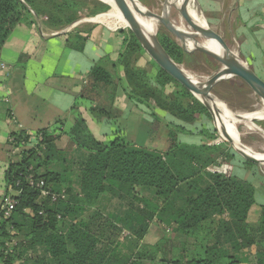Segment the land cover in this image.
Instances as JSON below:
<instances>
[{
	"label": "trees",
	"instance_id": "trees-1",
	"mask_svg": "<svg viewBox=\"0 0 264 264\" xmlns=\"http://www.w3.org/2000/svg\"><path fill=\"white\" fill-rule=\"evenodd\" d=\"M92 8L91 15L97 16L110 6L98 0H0V50L18 26L36 27L40 18L43 27L58 32ZM120 32L123 49L115 65L123 68L128 98L146 109L156 129L166 128L167 150L124 139L100 143L82 117L66 134L75 152L57 149L62 133L39 132L38 146L24 150L6 172L7 189L18 181L21 185L14 189L17 204L11 218L0 215V264H244L239 253L256 243L263 251L250 264H264V206L257 222L248 218L257 204L254 186L208 171L226 155L221 146L206 143L216 138L210 129L200 132L202 144L179 142V134L192 132L186 125L211 117L207 108L154 61L153 75L139 67L146 52L132 32ZM157 35L168 55L193 73L206 64L218 65L206 54L184 51L164 29ZM113 79L96 65L87 85L106 91ZM221 85L214 87L217 96ZM90 111L97 118L109 116L101 108ZM169 116L179 124L167 122ZM23 133L12 137L21 140ZM30 176L65 199L43 197L28 184ZM113 200L118 207L109 212ZM153 224L193 239L194 250H186L185 242L181 250H168L174 237L165 235L156 244H144ZM124 231L130 236L120 243L116 236Z\"/></svg>",
	"mask_w": 264,
	"mask_h": 264
},
{
	"label": "crops",
	"instance_id": "crops-1",
	"mask_svg": "<svg viewBox=\"0 0 264 264\" xmlns=\"http://www.w3.org/2000/svg\"><path fill=\"white\" fill-rule=\"evenodd\" d=\"M198 5L208 25L264 80V0H198ZM94 23L60 32L41 25H21L0 50V208L7 193L6 172L11 162L19 160L12 154L13 134L24 132L35 138L44 129L62 133L57 149L75 152L66 134L82 117L100 143L124 139L140 146L148 137L151 147L147 148L167 150V141L156 133L158 130L165 136L167 130L163 126L156 129L146 109L128 98L123 68L115 65L123 49V30L112 23ZM76 29L84 41L74 38ZM143 62H150L152 72H156L146 53L138 66L147 69ZM96 65L114 76L106 91L87 85ZM92 108H101L109 116L97 118ZM204 141L203 137L201 144Z\"/></svg>",
	"mask_w": 264,
	"mask_h": 264
},
{
	"label": "rangeland",
	"instance_id": "rangeland-1",
	"mask_svg": "<svg viewBox=\"0 0 264 264\" xmlns=\"http://www.w3.org/2000/svg\"><path fill=\"white\" fill-rule=\"evenodd\" d=\"M138 1H140L147 9L157 11L158 13L161 11V6H162L163 0H143V2L141 0H138ZM93 2L95 3L96 0H88V3H93ZM142 9L145 11V9L143 7H142ZM92 10H93V8L82 12L80 14V19L77 22H80L79 23L80 25L95 24L92 20L98 19L99 17H97V16L104 14V13H101L97 16H92L91 15ZM110 10H111V8L105 13H108ZM196 11L198 13L197 15L199 16L198 17L199 21L204 25L206 23L208 24L207 16H206L205 12H203V10L201 9V6L197 5ZM37 21H38V25L42 26L41 19L39 18V19H37ZM98 24H102V23H98ZM104 25H107V24H104ZM36 27H38V26H36ZM69 27H71V25L68 26L67 28H65L64 30L65 31L69 30L70 29ZM160 28H161V30H163L162 27H160ZM209 28L214 33H217L218 35L221 34V33H218L217 31H215L213 29V27L209 26ZM117 29L123 30L126 33L129 31L132 32L128 28L118 27ZM71 30H74V28ZM157 37H158V35H157ZM224 40H225V38H224ZM141 64L145 65L146 62H143ZM145 66L147 67V69L146 68H144V69H146L148 72L150 71L149 72L150 75L155 74V72H152V70H151L152 65H150V62L147 63V65H145ZM153 68H154V63H153ZM221 68H222V66H219V65L212 66V65L206 64V65H203L202 67H200V69H198V71H197L198 73H193L192 71L191 72L199 78L200 82L205 83L206 81H208L209 78H212L213 76H214V78H219L221 76V73H222ZM223 81H222L223 85H221L219 87V89H217V91H219L220 96H217L214 94L215 88L212 89V94L216 98H218V100L220 102L225 103V105L229 108V110L231 112H233L234 114H240V112H241V114H243L242 112H255V111H258L262 108V102L258 99V97L255 94H253V92L249 89V87L243 81H240L237 78H232V79L223 80ZM239 85L243 86V88L239 89ZM174 90H175V88L172 87L169 89V92H174ZM171 121L179 124L178 123L179 121H177L174 118L169 116L167 118V122H171ZM156 125L157 124L155 122V128H156ZM252 125L264 134V119L261 121H253ZM153 127L154 126H152V129H153ZM161 127L162 126H160L159 129ZM216 128H217V124H215V119L213 116H211L210 118L207 117V118L201 119V120L199 119L194 124H190V128L188 127V130L192 131L191 133L179 134L178 139H179V142L184 143V144L199 145L201 143V139L203 138V137H201V134H200L202 129H210L212 132L215 133L214 136L216 138L214 140H209L206 142L209 144H212V145L221 146L222 149L225 150L226 155H223V157L219 159V161L216 165L209 167L208 171L211 173H217L220 175H225L227 177H235L236 176V177H238V179H240L242 181L245 180L254 186V188L256 189V194H257V196H256L257 197V204L253 207V209H254L253 213L248 218H249V221H251V222H257L259 220L258 217H260L262 212H263V206H264V165H257L256 163L248 160L245 156L240 155L238 153V149H236L224 137L220 136V133L217 131ZM218 130L221 131V128L219 126H218ZM238 131H239V134L242 136L241 137L242 144H245V145L251 147L252 149H254L258 153H262V154L264 153V138L261 135L256 134V133L252 132L251 130H249L245 126V124H240L238 127ZM156 133L159 136V138H160V135L162 134V136L167 141V144L169 145L167 135L164 136L163 132L158 133V130ZM140 138H141V140L143 139L142 134H141ZM160 139H162V138H160ZM148 142H149L148 137H146V139L140 141L139 144L141 147H151L150 146L151 144L150 143L148 144ZM155 142L157 143V141H155ZM159 143H160V141H159ZM161 146H159V147H161ZM160 149L162 150V148H160ZM256 155H258V154H256ZM258 156L264 158V155H258ZM250 163L252 165H250ZM63 166L66 167L64 164H61V168ZM53 169H54V167L53 168L51 167L50 170H53ZM44 170H46V168L42 169V171H44ZM73 178L76 179L75 176H73ZM115 201H116L115 203H110L108 205L107 211L112 212L114 208L118 207L117 200H115ZM1 203H2V200L0 198V205H1ZM101 224H102V222H101ZM164 235L169 236L170 238L174 237V241H172L170 243L168 250H170V247H171V249H172V247L173 248L178 247V249H180V250L183 249V246H180L181 245L180 243H182V242H185L184 247L186 248V250L191 251V250H194V248H195L193 239H191V238L187 239V238H185V236L183 237L180 235H176L172 232L171 228H167L163 225L157 226L156 224L152 225L151 231H149L148 235L145 238L144 244H151V243L156 244L157 241L160 240V238ZM129 236H130V234H127L126 232H122L116 236V240L117 241L119 240L118 242H120V243H127ZM255 239H257V238L255 237ZM174 246H176V247H174ZM122 247L124 248L123 245H122ZM262 251H263L262 246L260 244L256 243L255 245H252L249 248H247L245 251L239 253V259L244 261V264H250V263H254V262L256 263L258 261L259 254Z\"/></svg>",
	"mask_w": 264,
	"mask_h": 264
},
{
	"label": "water",
	"instance_id": "water-1",
	"mask_svg": "<svg viewBox=\"0 0 264 264\" xmlns=\"http://www.w3.org/2000/svg\"><path fill=\"white\" fill-rule=\"evenodd\" d=\"M100 1V0H98ZM119 6L124 17L130 22L132 27L130 30L136 36L137 40L143 47L144 51L151 57V59L172 78L186 88L192 95H194L207 108L209 114L214 117L217 112L214 111L210 105V101L215 98L212 94V89L221 81L232 78H237L243 81L253 94L264 99V80L259 77L257 73L249 66V64L230 48L223 36L214 33L206 23L205 25L198 21L192 12L196 11L198 0H163L161 11L159 14L154 10L147 9L140 1L128 0H114ZM102 2V1H100ZM107 4L105 2H102ZM138 4H140L145 11H143ZM108 5V4H107ZM109 6V5H108ZM178 8L182 13L189 26V31L181 30L173 23V10ZM145 21H157L162 27L186 52L203 53L212 58L219 66H222L221 76L219 78H209V81L202 83H194L184 72L182 65L177 64L164 50L158 37L149 34L142 25ZM80 22L73 23L71 27H75ZM200 37L206 39L210 43H214L218 49L216 51L209 49L199 43ZM185 68V67H184ZM186 70V68H185ZM202 95L200 99L198 95ZM255 121H258L255 119ZM216 124V123H215ZM220 136L224 137L229 143L234 146L232 137L228 134L225 127L221 131L216 128ZM238 153L245 156L248 160L257 165H264V160L252 156L245 149Z\"/></svg>",
	"mask_w": 264,
	"mask_h": 264
},
{
	"label": "bare ground",
	"instance_id": "bare-ground-1",
	"mask_svg": "<svg viewBox=\"0 0 264 264\" xmlns=\"http://www.w3.org/2000/svg\"><path fill=\"white\" fill-rule=\"evenodd\" d=\"M100 1L107 3L110 6L111 10L108 13L99 15L98 19L92 20L93 22H96V23H112V24H115L121 28H128L130 30L132 25L124 17L119 6L116 4V2L114 0H100ZM136 2H137V0H136ZM128 3L130 4V6H132V4L129 1H128ZM138 6L142 9V7L139 4H138ZM156 13L159 14L157 11H156ZM192 13H193L194 17L199 21V18H198L199 16L197 15L198 14L197 11H194ZM173 23L178 28H180L181 30L189 31V26L187 25V22L183 16V13L178 8H175V10H173ZM142 25L144 26V28H146V30L149 34H151L152 36H155V35L157 36L158 31L160 29V26L157 23V21H149V22L145 21V23H142ZM199 43H201L203 46H206L209 49H212L214 51H216L218 49V47L214 43H210L209 41H207L206 39H203L201 37H200ZM181 69L184 70L185 74L194 83H199L200 80L195 74H193L191 71H189L187 69L185 70L184 67H181ZM209 80L210 79H208V81ZM196 95H198V94H196ZM256 96L262 102V108L258 111H255V112H242L243 114H241V112H240V114H234L233 112H231L229 110V108L225 105V103L220 102L218 100V98H216L215 96H214L215 98H213L210 101V105L213 107L214 111H215V109L217 111L215 113V116H216L215 117V123L221 129H222V127L226 128V131L228 132V134L233 139L234 147L236 149H238L239 151L245 149L252 156H256L257 158L264 160L263 157L258 156V155H264V153L263 154L258 153L254 149H252L251 147H249L245 144H242V141H241L242 136L239 134V131H238L239 125L245 124V126L249 130H251L252 132H254L256 134L261 135L264 138V134L252 125V123H253V121H255V119H257L258 121H261L264 119V99H262L258 95H256ZM198 97L201 99L202 95L201 96L198 95ZM256 154H258V155H256Z\"/></svg>",
	"mask_w": 264,
	"mask_h": 264
},
{
	"label": "built area",
	"instance_id": "built-area-1",
	"mask_svg": "<svg viewBox=\"0 0 264 264\" xmlns=\"http://www.w3.org/2000/svg\"><path fill=\"white\" fill-rule=\"evenodd\" d=\"M3 69H5V67H3ZM24 137L25 138H22L21 140L20 138L18 140V139H15L14 137L10 139V143L12 144V154L13 155L19 157L24 150L30 149V148H36L38 146L39 136H35V138H33V135H25ZM30 145H34V147H29ZM27 182L31 187L40 189L41 195L43 197L51 196L54 202H56L60 198L65 199L64 195L54 194V193H51L49 190H46L45 182L43 180L37 181L33 178V176H30ZM20 185L21 183L18 181L14 186H10L7 189L9 194L7 195L6 193L5 200L0 208V215L2 214L4 218H11L15 210V206L17 202L13 197L15 193L14 189L16 187H19Z\"/></svg>",
	"mask_w": 264,
	"mask_h": 264
}]
</instances>
